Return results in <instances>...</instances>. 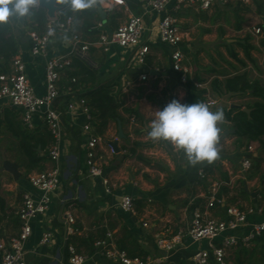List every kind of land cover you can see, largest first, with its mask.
Returning <instances> with one entry per match:
<instances>
[{"label":"crops","instance_id":"obj_1","mask_svg":"<svg viewBox=\"0 0 264 264\" xmlns=\"http://www.w3.org/2000/svg\"><path fill=\"white\" fill-rule=\"evenodd\" d=\"M230 4L231 2L225 6H214L206 11L186 8L177 15L179 23L190 31V40L186 45L185 64L189 68L187 75L198 88L207 90L206 102L216 101L214 105L209 106L210 110L223 109L224 112V119L217 125L220 128L217 159L211 163L205 161L193 165L189 163L183 150L171 142L153 140L148 136L151 121L156 116L155 111L162 109L173 99L186 103L188 97L187 79L183 81L181 73L173 69L171 49L159 40L156 28L151 36L150 52L145 63L142 64L133 61L131 50L117 44L112 45L108 52L97 46L91 47L90 61L82 62L94 71L96 79L92 81L86 77L82 81L81 76L77 75L79 93L99 83L112 80L114 92L123 96L125 106L132 109L136 120L132 121L131 114L121 110L123 115L121 121L126 135L123 139L118 138V122L109 124L106 132L101 136L102 140L96 152L97 161L103 168V175L94 178L89 174L86 165L88 136L82 130L84 117L74 119L70 114L65 115L62 154L59 162L62 184L53 193L48 212L33 222L34 232L26 247L27 264H70L68 242L74 244L76 237L89 234L96 237L100 229L106 228L107 231L113 232L117 243L124 225L135 233L152 259L164 255V251L156 246L157 235H170L179 228H186L194 209L205 208L207 195L216 185H218V196L223 198L224 204L257 206L262 212L254 218L258 220L264 218V147L257 141L248 142L246 139H241L242 142L239 143L235 133L226 134L227 129H233L232 123L226 116L231 108H235L232 105L248 108V104L258 101L259 98L252 96L250 92L218 95L212 90L211 85L215 78L225 80L244 71L251 80H260L264 85V47L261 41L255 43L256 48L253 51L255 64L248 61L246 66H242L228 56L225 62L232 67V72L229 73H221L215 68H211L214 69L213 71L208 69L209 72L199 69L196 64L199 57H192L189 53L190 47L195 45L198 39L207 40L209 35L219 39L224 37L227 28L229 29L227 22H219L214 19V15L218 11H225ZM95 5V11L100 18L98 23L103 24L100 29L108 32H112L126 22L131 14L141 11L139 0H125V4H121L119 0H95ZM155 18L156 15H152L147 22L151 24ZM9 21L14 33L19 37L18 54L27 63L29 79L38 93H44L45 59L31 54L30 32L43 31L46 24L42 29H38L37 24L28 21L27 17L22 20L11 17ZM238 23L243 27L241 19V22L238 20L234 22L233 28L236 29ZM100 29L96 34L84 38L95 40ZM263 38L264 35L261 39ZM71 49L70 34L58 35L50 43V55L69 53ZM242 53L240 52V57L244 58ZM11 64L12 60L8 64L0 60V73L10 69ZM76 69L73 65L71 71ZM141 73H148V79L140 80ZM124 85H129V92H122ZM60 100L62 108L65 107L68 97L63 95ZM6 107L13 109L5 106L0 112V157L22 159L24 155L19 147V139L6 124L4 116ZM18 112L23 121L20 111ZM34 122V127L30 128L32 130L47 128L39 117H36ZM93 130L96 133L94 125ZM114 141L118 142V151L112 152L110 145ZM250 145L255 148L252 152V167L245 171L243 160L248 154L247 149ZM50 146L39 148L40 155L47 156L43 170L56 165L48 154ZM20 165L25 169H20L21 176L18 179L10 171L0 169V196L4 202V207H0V233L6 239L15 236L21 229V221L16 211L22 203L23 194L25 192H31L35 196L40 194L29 183L28 177L25 179V173L30 174L39 170H28L22 162ZM200 170L205 171V177L200 176ZM107 187L110 188V193L106 191ZM125 194L134 197V213L120 208L121 198ZM68 204H73L72 209L76 217L73 225L76 232L69 238L63 217L64 206ZM214 214L224 217L223 206L215 209ZM145 222L148 226H144ZM45 230H51L53 233V241L49 245H41L39 241ZM75 243L78 244L77 241ZM196 247L188 239L185 247L173 258L160 264L184 262L189 259ZM80 251L85 252V249L81 247ZM102 261H106L105 258L96 252L87 264H98ZM108 264L117 263L108 262ZM149 264L155 263L150 261Z\"/></svg>","mask_w":264,"mask_h":264},{"label":"built area","instance_id":"obj_2","mask_svg":"<svg viewBox=\"0 0 264 264\" xmlns=\"http://www.w3.org/2000/svg\"><path fill=\"white\" fill-rule=\"evenodd\" d=\"M118 1V0H117ZM125 4V0H119ZM140 13L131 14L126 22L119 25L112 32L101 30L103 24L99 22L97 27L100 32L95 40L84 39L79 32L74 31L75 16L66 18H49L43 31H31L30 52L35 57L45 59V91L38 93L32 85L28 73L27 63L17 54L12 59L11 68L0 73V112L3 107L9 106L20 111L24 124L33 128L35 118L39 117L51 133L54 141L49 148V157L56 165L54 167L35 171L29 174V183L39 191V196L31 192L23 194L22 203L17 209V216L21 221L20 231L13 237L6 239L0 233L1 264H27V242L33 235V222L46 214L52 202L53 193L62 184V171L59 166L63 141V118L70 114L74 119L82 116L84 123L82 130L88 136L86 141V165L89 174L94 177L103 175V168L97 161V146L102 140L93 130V115L88 100L81 96L77 87V75H69L73 68L74 58L88 63L91 47L97 46L108 52L112 45L117 44L124 49L133 52L136 64L145 63L150 52V40L155 28L159 40L170 47L172 67L181 73V78L186 81L189 68L186 61V45L190 40V31L185 29L178 19V13L186 8L197 10H209L214 6H225L230 2H237L251 9H255L254 0H139ZM156 15L151 24L147 19ZM262 23V22H260ZM260 23L247 27V31L255 36L263 32ZM54 29V34L49 35V30ZM150 33V34H148ZM72 36V49L69 53L50 55V43L58 35ZM148 34V36H147ZM148 79V73H141L140 80ZM129 85L122 87V92H129ZM66 95L68 100L62 108L61 97ZM209 106L216 103L214 100L206 102ZM132 121L136 115L131 114ZM112 152L115 148L110 145ZM255 148L250 145L248 154L243 160V170L252 167V152ZM200 176L205 177L204 170H200ZM107 183V181H105ZM106 191L110 193V188ZM205 208L194 209L189 225L179 228L170 235H157L155 243L158 249L164 251V255L147 260L137 256L131 257L126 250L119 248L112 231H107L105 237L95 242L96 252L107 261L98 264H149L153 261L160 264L176 255L185 247L189 239L197 247L188 260L177 264H233L229 259V253L237 245L250 246L264 231V218L255 219L262 211L256 206L243 207L239 204H224L222 197L218 196V185L209 192ZM223 206L224 217H218L214 210ZM73 204L64 206L63 217L67 227V236L75 234L74 223L76 217L73 213ZM120 208L126 212H135L134 197L130 194L122 196ZM144 226H148L145 222ZM41 245H49L53 241L51 230H45L40 238ZM70 264H87L91 256L84 251H79L71 242L67 243ZM95 252V253H96Z\"/></svg>","mask_w":264,"mask_h":264},{"label":"trees","instance_id":"obj_3","mask_svg":"<svg viewBox=\"0 0 264 264\" xmlns=\"http://www.w3.org/2000/svg\"><path fill=\"white\" fill-rule=\"evenodd\" d=\"M58 5L60 6L58 12L59 18L75 15L74 31L79 32L83 38L87 37V35L92 36L99 31L97 25L100 18L98 12L95 11L96 6L92 9L76 13L72 12L63 3V0H58ZM254 6L255 13L263 16L264 0H254ZM27 18L28 21H31L33 24H37L38 29H42L48 21L47 12L41 7L35 8L33 14ZM259 25L264 31V22ZM242 28V25L238 23L236 29L241 30ZM261 44L264 47V38L261 40ZM237 45L242 50L244 58L240 57V53L234 49L233 44L227 43L231 58H234V60L242 66H246L248 61L255 64L253 51L256 46L253 43L252 35L247 34L243 38L237 39ZM19 48V37L14 33L11 22L8 21V23L0 25V60L8 64L12 58L18 54ZM73 65L77 69L70 71L68 73L69 75H79L82 81L86 77L95 81L96 76L94 71L80 59L74 58ZM213 70L214 69H210V71ZM113 83L114 81L112 80L105 81L80 93V95L85 97L89 102L93 115L92 123L96 130V134L100 136L106 132L111 122H117L118 119H123L121 110L133 114L132 109L125 106L123 96L120 93L114 92ZM186 84L188 88L186 103L191 104L197 101L206 103V89L198 88L190 79L189 75H187ZM211 85L212 90L218 95L224 93L250 92L252 96L259 98L258 101L248 104L250 112L245 111L243 108H231L226 113V116L232 123L233 129H235V135L238 137L239 143L242 142L241 139H246L248 142L257 141L260 143V146L264 147V85L262 82L260 80H251L248 73L244 71L229 76L225 80L215 78L212 80ZM4 116L7 127L12 131L14 136L19 139V147L24 155L23 158L20 159L22 164L28 170H43L47 156L40 155L39 148L44 149L48 145H52L54 137L49 128L47 127L43 130L30 129L21 121L19 112L8 107L4 109ZM0 207H4L1 196ZM106 231V228L100 229L96 236L97 238L92 234L82 237L78 236L74 239V244L79 251L81 247H83L86 253L93 255L96 252V240L105 237ZM121 232L122 235L117 239L119 248L126 250L131 257L139 256L147 260L150 253L141 245L135 233L129 229L127 225L122 227ZM75 241H77L78 244H76ZM231 257L235 264H264V231L252 245L247 246L240 243L234 247Z\"/></svg>","mask_w":264,"mask_h":264},{"label":"clouds","instance_id":"obj_4","mask_svg":"<svg viewBox=\"0 0 264 264\" xmlns=\"http://www.w3.org/2000/svg\"><path fill=\"white\" fill-rule=\"evenodd\" d=\"M63 3L76 13L96 6L95 0H63ZM40 4L41 0H0V25L8 23L11 17L22 20L31 16ZM53 34L54 29H50L49 35ZM155 112L148 131L150 138L171 142L183 150L193 165L217 159L220 134L217 125L224 119L223 109L211 111L209 105L201 101L188 104L173 99Z\"/></svg>","mask_w":264,"mask_h":264},{"label":"rangeland","instance_id":"obj_5","mask_svg":"<svg viewBox=\"0 0 264 264\" xmlns=\"http://www.w3.org/2000/svg\"><path fill=\"white\" fill-rule=\"evenodd\" d=\"M255 12H256L255 9H251L250 7L245 5H240L237 2H231V4L228 7H226L225 11L224 10L218 11V13L214 15V19L223 23L227 22L226 25L229 27V29L227 28L223 38L219 39V38H215L212 35H209L207 40L198 39L196 41V44L190 47L191 49V51L189 52L190 56L192 57L196 56L197 58L199 57L196 63L198 65V68L203 69L206 72H209L208 69L211 68H215L221 73L232 72V67L225 62V59H228V56L231 58L227 43L233 44L234 49L239 53L240 52L242 53V50L237 45V39L243 38L247 34H250L252 35L253 43L255 44L257 41H261L262 40L261 38L264 35V31L260 36H255L247 31L248 26H252L257 23L264 22V15L262 16ZM245 15H247L246 18ZM241 19L244 25L243 28L241 29L242 31H238L235 28H233V24L237 20L241 22ZM232 60H234V58H232ZM6 159L12 163H16L18 165L19 172L20 169H25L20 165L21 162L20 157L19 158L13 157L12 159L6 157ZM3 167H4V159L0 157V169H4ZM27 174L29 173H25V179L29 176V175L27 176ZM20 176H21V172H20ZM232 252L233 249L229 253L230 254L229 259L231 261H232V257H231ZM232 263L235 264L234 261H232Z\"/></svg>","mask_w":264,"mask_h":264},{"label":"water","instance_id":"obj_6","mask_svg":"<svg viewBox=\"0 0 264 264\" xmlns=\"http://www.w3.org/2000/svg\"><path fill=\"white\" fill-rule=\"evenodd\" d=\"M41 8H44L47 12L48 18H56L58 16V12L60 10V6L58 5V0H41L40 6ZM232 107L235 108H241L240 105H232ZM245 111L250 112L249 108H244ZM118 122V138L123 139L125 138L122 121L121 119L117 120ZM229 133H235V129H227L226 134ZM111 145L115 148L116 151H118V142L114 141L111 143ZM4 159V169L10 171L15 178H18L20 176V172L18 171V165L16 163H12L9 160L6 159V156H3Z\"/></svg>","mask_w":264,"mask_h":264}]
</instances>
